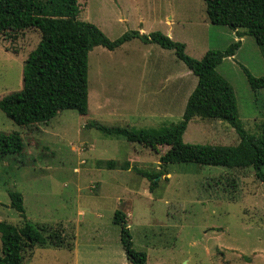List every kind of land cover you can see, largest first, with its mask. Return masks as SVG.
Masks as SVG:
<instances>
[{
	"label": "rangeland",
	"instance_id": "rangeland-1",
	"mask_svg": "<svg viewBox=\"0 0 264 264\" xmlns=\"http://www.w3.org/2000/svg\"><path fill=\"white\" fill-rule=\"evenodd\" d=\"M77 6V18L110 40L129 31L160 32L184 44L185 53L197 60L240 40L227 27L208 22L202 0H77ZM10 36L0 35V99L21 89L23 62L40 40L34 29ZM241 39L234 57L224 59L217 72L232 86L243 129L259 134L264 87L252 90L241 66L263 77L264 60L251 37ZM87 69L86 115L64 110L47 124L18 126L0 111V134L15 133L24 145L19 154L0 156V222L46 226L74 246L72 252L65 246L34 247L24 252L23 264H129L120 226L112 222L115 211L126 216L132 248L146 253V264H264V183L251 168L168 164L163 172L159 159L166 146L153 151L86 127L96 122L159 129L178 123L197 79L174 52L136 39L114 51L94 47ZM175 74L171 104L144 105L151 97L132 104V93L144 82L143 90L163 93V82ZM182 140L234 146L239 138L225 122L196 117ZM98 161H114L116 168H99ZM126 162L128 169H119ZM134 169L164 174L149 192V182ZM260 173L264 176V167ZM9 192L21 194L25 218L10 208Z\"/></svg>",
	"mask_w": 264,
	"mask_h": 264
},
{
	"label": "trees",
	"instance_id": "trees-1",
	"mask_svg": "<svg viewBox=\"0 0 264 264\" xmlns=\"http://www.w3.org/2000/svg\"><path fill=\"white\" fill-rule=\"evenodd\" d=\"M205 15L212 25L225 26L235 31L237 38L251 37L264 60V0H202ZM77 0H0V35L6 39L12 33L28 29L37 30L40 40L27 55L22 66V87L0 99V111L18 126L47 124L59 112L74 110L79 115L88 112L87 61L94 47L114 51L132 40L144 45H157L172 50L176 58L197 79L187 97L180 121L159 129H132L128 126H104L96 122L86 124L105 136L122 138L127 143L148 146H166L159 162L163 172L168 164H195L228 169H248L264 183L260 173L264 167V125L259 134L243 129L238 119L236 98L232 86L217 72L226 58H231L240 48V40L223 50H208L201 59L185 53V45L171 40L160 32L148 35L129 31L115 40L108 39L93 24L80 21ZM252 90L264 87V76L255 78L241 66ZM217 120L234 129L239 141L234 146L186 144L182 140L188 123L193 118ZM19 135L0 134V156L19 154L23 150ZM99 168L114 170V161H98ZM127 162L119 169L127 170ZM137 175L149 182V192L157 186L156 174L134 169ZM164 174V173H163ZM167 174V173H166ZM10 208L25 218L23 199L18 192H9ZM119 211L112 222L120 226V242L129 264H146V253L132 248L131 238ZM53 248L72 245L65 237L49 227L25 221L21 227L0 222V264H23L24 252L34 247Z\"/></svg>",
	"mask_w": 264,
	"mask_h": 264
},
{
	"label": "crops",
	"instance_id": "crops-1",
	"mask_svg": "<svg viewBox=\"0 0 264 264\" xmlns=\"http://www.w3.org/2000/svg\"><path fill=\"white\" fill-rule=\"evenodd\" d=\"M231 31V30H230ZM231 33L233 34V35H235V31H231ZM168 35L171 37V33H168ZM236 36V35H235ZM242 38V37H241ZM240 38V40H242ZM128 43V42H127ZM126 44V43H125ZM124 45V44H123ZM122 45V46H123ZM152 45V44H151ZM121 46V47H122ZM165 50V49H164ZM205 54V53H204ZM234 57V56H233ZM232 58V57H231ZM144 63H145V65H146V63H150L149 61H147V62H145V61H143ZM156 62V61H155ZM151 65H153V64H151ZM146 67V66H145ZM145 69V68H144ZM143 72L145 73V71L143 70ZM143 73V74H144ZM186 73H188L187 71H186ZM179 78V76H177L176 74L175 75H172V76H169V79L170 80H166L165 82H163L164 84L162 85V86H164V88H166V90H164V92L163 93H156V94H153L154 92H151V91H147V89L146 90H143L145 87H144V85H145V82H144V76H141V82H144L143 84H142V86H140V89L138 88V90H136L134 93H132V95H133V99H134V102L132 103V104H136V105H138V104H140L141 105V100L142 99H144L145 97H151V102L150 101H145L144 102V105H150V106H152V104H158V105H161V106H166V104L167 105H169V104H171L172 103V100L173 99H175V97H176V93H177V79ZM156 85H158V84H154V86H155V89L157 88V86ZM125 95V94H124ZM189 96V95H188ZM153 98H155V99H161L160 101H158V102H156V101H153L154 99ZM186 99V98H185ZM187 100V99H186ZM185 101V100H184ZM186 103V102H185ZM103 105H104V103H102ZM103 105H101V106H103ZM141 112H143V109H142V111ZM165 113H167V112H164V115H166ZM135 115V114H134ZM140 115H142V116H147V115H149V116H152V115H154L153 113H141ZM140 115H138V116H140ZM74 250V246L72 247V249H71V252Z\"/></svg>",
	"mask_w": 264,
	"mask_h": 264
}]
</instances>
